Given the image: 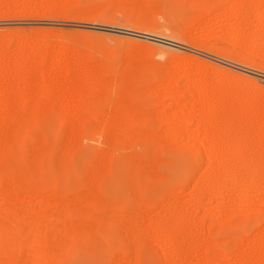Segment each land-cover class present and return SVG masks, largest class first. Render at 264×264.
<instances>
[{
  "label": "rangeland",
  "instance_id": "rangeland-1",
  "mask_svg": "<svg viewBox=\"0 0 264 264\" xmlns=\"http://www.w3.org/2000/svg\"><path fill=\"white\" fill-rule=\"evenodd\" d=\"M0 42L7 49L0 59L4 69L0 101L22 86L16 68L22 55L51 46L48 62L42 63L27 89L32 100L22 110L26 125L15 132L0 123V140L13 146L10 176L21 172L39 188L54 186L60 197L57 203H48L25 190L22 202H17L15 194L0 190L2 223L11 216L26 241L31 235L28 214L43 222L50 238L34 246L22 242L21 258L15 264H121L120 254H130L128 264H264V162L258 167L251 159L258 148L246 145L245 138L226 134L221 142L226 153L244 148L250 159L242 169L233 164L227 170L223 162L212 166L197 145L200 130L194 119L182 123L180 130L165 122L180 106L191 109L195 98L186 93L180 105L169 93L181 89L186 79H202L217 100L236 95V102L227 105L231 115L252 96L263 110L249 114L251 123L264 126V0H241L239 9L234 0H0ZM61 53L72 63L89 53L92 63L101 59L113 64L116 75L136 64L145 65L142 78L155 85V92L143 103L153 114L136 123L137 130L130 134L127 122L114 110L118 101L114 88L106 103L96 105L108 108L103 116L94 117L93 109L74 116L93 79L85 67L67 77L58 70L50 73L52 59ZM40 73L53 77V97L45 106L53 110L44 108L48 114L30 120L26 117L39 96L35 80ZM64 108L66 117H61L58 112ZM18 119H10V125H19ZM201 125L206 129L207 121ZM104 127L109 128L107 133L101 132ZM254 171L257 177L252 183L249 177ZM222 175L228 176V190L220 189ZM250 181L253 185L248 186ZM96 195L102 197L95 200ZM8 205L12 213L6 212ZM81 206L94 213L83 216L76 210ZM112 209L119 213V221L105 215ZM20 211L27 213L22 224ZM83 220L93 230L76 231L74 222ZM166 233L171 238L167 244ZM4 243L6 239L0 246ZM36 250L41 257H36ZM59 250L67 254L60 257Z\"/></svg>",
  "mask_w": 264,
  "mask_h": 264
},
{
  "label": "bare ground",
  "instance_id": "bare-ground-1",
  "mask_svg": "<svg viewBox=\"0 0 264 264\" xmlns=\"http://www.w3.org/2000/svg\"><path fill=\"white\" fill-rule=\"evenodd\" d=\"M211 1H213V0H211ZM234 4L239 9L241 6V0H234ZM22 42H24V40ZM2 44H5V43H2ZM18 46L19 45H17V47ZM1 47H3V46H1ZM50 47L51 46H45V45H44V47H41V46L35 47L33 51H30L29 53H27L24 56L22 55V57L20 58V63L17 65L16 68H17V75L19 77L18 79L22 81V86L20 88H18V90H16L15 92H12L9 95V97L7 95L2 96L1 101H0V123L3 126L5 125L4 126L5 130L13 129L16 132V131L22 129V124L26 125V121H28V120H22V117H24V115H25L22 110H23L24 105L27 102H29L30 100H32V95L30 94L29 91H27V89L31 88L33 75L36 74V72H38V70H40L42 63H44V61L48 60V58L51 54V48ZM5 50H7V49H5L4 47L2 49H0V59H2V57L4 56V54L6 52ZM90 55H89V53H85L82 55V58L78 62L72 63L70 57H68L64 53H61L60 55H58L57 57L52 59V62H51L50 68H49V72L53 73L55 70H58L65 77H67L69 74H75L82 67H85L87 73L90 72L92 79H93V85L90 88V90L85 94V96H84L85 101H84V103H82V106L80 107L79 111L75 112L74 116L81 115L84 111H86V110L88 111L90 109H93L94 117L103 116L107 112L108 108L103 107V106H102V108H97L96 105L99 103H101V104L106 103L108 100V93H110L115 88L118 101H117V105L115 106L114 110L118 114H120V118L124 119V122L125 121L127 122L126 124H128V127H125V128L130 129L129 131L127 129V131L130 134H133V132H135V130H137L136 123L144 121L146 118H148L149 116H151L153 114L151 107L146 106L143 103L144 99L146 97H148L152 92H155V85L152 86V84H149L147 81H145L143 79L144 77L142 78L141 72H142V69L145 67V65L136 64L135 66H131L128 69H126V71H124V73L116 75V72L118 70H117V68H116L117 71L114 70L115 68L113 69V67H112L113 64H110L109 62H106V61L101 60V59L96 60L95 61L96 63L95 62L92 63ZM46 62H48V61H46ZM136 63H137V61H136ZM117 67H119V66H117ZM3 70H4L3 67L0 65V71L2 72ZM35 81H37L39 84L38 91H37L39 93V96L37 99H35V102L33 104L34 108L29 112L28 117H26V118H29L30 120L42 118L47 113V110H45L44 108L48 109V111L53 110V108L50 109L48 107H45L46 104L48 103L49 99L51 97H53V91H54V86H55L53 77L49 78L46 76V74L40 73L39 75L36 76ZM170 81H171V83H175L176 78L170 79ZM201 81H202V79H200V80L197 79L195 81H194V79H192V80L186 79L184 81V85L181 89L177 90V88H176L177 91H171L169 93L168 96H170L172 98L174 103H177L180 105H184V104H182V102H183L182 96L184 94L189 93V94L195 95L191 109L186 110L185 107L180 106L179 109L172 116H170L168 119H165V122H167V124H169L173 127L172 128L169 126L170 127L169 129L172 128L174 130H180V125L182 123H186V122L190 121L191 119H194L196 127L200 130V132L198 134L197 145L200 149H203L205 151L207 163L212 165V166H213V164L219 166V164L224 163V164H226L225 166H226L227 170H229L231 167H233V164H237L239 169H240V167L242 169L243 166H246L245 164L248 162V159H250V157L244 148L243 149L235 148L233 152H231V153L228 152L229 154L226 153L227 152L225 150L226 148L223 146V144L221 142L226 137V134H234L235 136H238L241 139L245 138L247 140V143H248L246 145L256 146L258 148V149L254 150L255 152L257 151L258 153L256 152V154H253L251 159H253V161H255L258 164V165L256 164V166L259 167L260 164L262 162H264V126H262V125L258 126V127L253 126L254 124L251 123L252 119L250 118L249 114L250 113L255 114L256 112H258L259 109L263 110V108H260L261 106L259 104L255 103L256 100L254 102L252 100V96H251L250 100H248L247 102L240 105L241 107H239V109L237 108L236 109L237 111L235 110L236 112L235 111L232 112V113L235 112V114L231 115L230 114L231 110L228 107L230 105L232 106V104L234 102H236L235 101L236 95H233L232 97L228 98V100L230 99L229 102H227L228 100L226 101L227 98L225 96L222 97V100H217L215 98V96H216L215 92L212 91L213 89L212 90L210 88L208 89V87H206L204 85V83H202ZM203 81H204V79H203ZM217 91H219V90H217ZM157 92H159V91H157ZM242 95H244V94H242ZM244 97H249V96L244 95ZM111 98H113V97L111 96ZM148 100L149 99H147V102H148ZM14 101H15V103L13 104L15 107L14 111H12V113H9L8 107L10 105H12V103ZM109 101H112V99ZM109 104H111V102ZM228 104H230V105L227 107ZM91 107H93V108H91ZM205 108L207 109L206 111H205ZM126 109H127V112L125 111ZM122 110L126 112L125 113L126 115L122 114V112H121ZM194 110L198 111L197 115L193 112ZM220 111H222V112H220ZM260 111L261 110H259V113H260ZM58 113L61 117H66L65 108H64V110L59 111ZM7 117H8V119H7ZM262 117H264V116H262ZM14 118L15 119L19 118L18 119L19 125H15V127L13 125H10V123H9V120L14 119ZM258 118H260V116ZM204 120L207 121L208 125H207V128L203 130V128L201 129V126H202L201 122ZM246 122H249V127L247 125V127H248L247 130L244 129L246 126ZM262 122H264L263 119H262ZM108 131H109V128L104 127L101 132L107 133ZM206 136L209 137V139H210L209 141H205ZM248 136H251V137H248ZM74 139H75V137H74ZM120 141L121 140H119V142ZM237 141H238L237 143L241 144L243 140H237ZM76 143H77V141H76ZM137 144H139V143H137ZM121 145H123V144H121ZM12 147L13 146L11 145L10 141L2 142V140H0V190L3 191L2 194L3 193L6 194V192L7 193L10 192L12 194H15V196H17V199L15 198L16 199L15 201L18 202L22 198V196H21L22 191L24 192L25 190L26 191L29 190L31 192L32 197H35L36 195H40V196L46 198L48 203L49 202L50 203H57V201H60V197L54 194V192H55L54 186L50 185L48 187L39 188L38 186H36L35 184L30 182L31 180L28 178V176L27 177H25L26 175L22 176L21 172H17L14 175L10 176L8 166H9V155H10L9 153H10V150L12 149ZM64 147L66 148V147H68V145L66 144V146H64ZM43 148H44V146H43ZM38 149H36V153H37ZM111 149H114V148L112 147ZM40 151H38V153H40ZM64 156H66V155H64ZM134 158H136V156ZM85 159H86V157H85ZM133 161H134V159H133ZM55 162L57 163V161H55ZM221 162H223V163H221ZM29 163H30V161H29ZM26 165H28V164H26ZM153 165H155V164H153ZM28 167H29V165H28ZM59 167H60V164H59ZM24 169L25 168H23L22 170H24ZM40 169L42 170V168H40ZM244 169H246V168H244ZM25 170L31 171V168L29 170H27V167H26ZM16 171H18V169H16ZM256 173L257 172L254 171L249 177L252 179V183L254 180L253 178L257 177ZM204 174H206V172ZM225 174H228V173H225ZM258 174H259V172H258ZM206 176H207V174H206ZM228 176H229V174H228ZM228 176L222 175L223 180L220 182L221 185H220V183H218L219 186L221 187L220 188L218 186L220 189L228 190V188L230 186V184H229L230 182L228 183L229 179H227ZM204 178L205 177L203 176V179ZM146 180H147V178H146ZM130 181H132V179ZM142 184H143V182H142ZM251 185H253V184H251V181H250L248 186H251ZM79 189H80L79 190V192H80L82 189L81 188H79ZM194 191H195V189H194ZM81 193L82 192H80L79 194L82 197L83 194H81ZM16 194H18V195H16ZM79 194H78V196H79ZM87 194L88 193H86V195ZM7 195H3V197L4 196L6 197ZM87 196H88V198L85 196L87 198V200H90L91 199L90 194H88ZM129 196H131V195H129ZM197 196L198 195H196V197ZM93 197H95V196H93ZM101 197L102 196L97 197V195H96L97 199H95V200H99V198H101ZM72 198L75 199V195ZM92 199H94V198H92ZM193 200H195V199H193ZM20 202H22V201H20ZM90 202L92 203V201H90ZM9 206L10 205H8V207H6L5 210L7 213H10V212L12 213V208ZM113 209L107 211L105 214V215H108L110 217V219H115L117 217V215L120 216L119 213H116V211ZM76 210L79 211L82 215H83V213H88V214L94 213V210L89 208L88 206H81V207H78ZM20 213H22V215L20 217V222L22 224V222L25 221V218H26L25 216L27 213L26 212L23 213L22 211H20ZM81 214H80V216H81ZM27 216H28L27 223L29 222L28 224L30 226L29 227L30 229H28V230L30 231L29 234H31V235L28 234L30 236V238L27 237L26 241L22 240L24 238V235L22 237V232L17 229L18 226H17V228H16V226L15 227L13 226V224L15 225V222L13 223L11 216H8L9 219L7 222L2 223L1 219H0V233L5 235V236L2 235L3 236L2 237L0 234L1 243L6 239V243H4V244H2V246H0V261L3 262L6 258H9L10 261L8 260V262H9L8 264H15L18 261V259L21 258L19 256H21L20 254H22L21 253L22 252V242L23 243L25 242V244H28L27 241H29V244L32 246L34 243H36V244L37 243H45L47 241V239L50 240V238L47 237L48 233L46 235V232L44 231L43 222L40 220H37V219H33L28 214H27ZM95 217H98V216H95ZM118 218H120V217H118ZM116 220H118V219L116 218ZM83 221H84V223H83ZM83 221H80V223H79V221L74 222L75 224L73 227L76 229V231L77 230L79 231L81 229H85L86 231H88V230L92 229V228H90L89 222H86V220H83ZM87 223H88V226H87ZM119 223L121 224L122 222H119ZM86 231H85V233H86ZM91 235H92V233H91ZM169 235H170L169 233L165 234L164 241L166 244L169 242V239H171V238H169ZM24 239H26V238H24ZM68 244H70V242ZM208 244H207V246H208ZM24 246L27 247L26 245H24ZM122 246H123V244H122ZM210 246H209V248H210ZM105 247H107V246H105ZM129 248H132V247L130 246ZM23 250H25V249H23ZM60 251L61 250H59L60 257H64L67 254V253L65 254V251L64 252L63 251L60 252ZM26 252H28V251H26ZM35 253H36L35 254L36 257L42 256V254L37 252V250ZM105 253H106V251H105ZM128 254H129V252H128ZM109 255H110V253H109ZM116 256H118V255H116ZM119 259L121 261V264H124L125 262L128 264V261H132L130 259V254H129V256L124 255V254H122V255L120 254ZM136 259H138V258H136ZM211 260L215 261V258L212 257ZM133 264H135V263H133Z\"/></svg>",
  "mask_w": 264,
  "mask_h": 264
}]
</instances>
